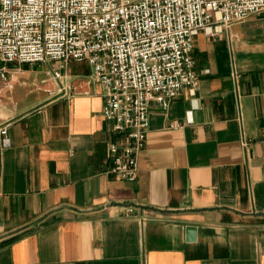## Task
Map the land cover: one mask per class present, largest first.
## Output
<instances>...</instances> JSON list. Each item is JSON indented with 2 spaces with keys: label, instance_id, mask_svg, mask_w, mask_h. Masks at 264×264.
<instances>
[{
  "label": "crops",
  "instance_id": "obj_1",
  "mask_svg": "<svg viewBox=\"0 0 264 264\" xmlns=\"http://www.w3.org/2000/svg\"><path fill=\"white\" fill-rule=\"evenodd\" d=\"M192 56L194 89L149 105L132 181L106 172L114 134L87 61L0 80V264H264V13L197 33Z\"/></svg>",
  "mask_w": 264,
  "mask_h": 264
},
{
  "label": "built area",
  "instance_id": "obj_2",
  "mask_svg": "<svg viewBox=\"0 0 264 264\" xmlns=\"http://www.w3.org/2000/svg\"><path fill=\"white\" fill-rule=\"evenodd\" d=\"M260 13L264 0H0V80L11 89L12 68L51 60L63 70L69 61H87L88 80L101 88V113L114 134L106 172L132 181L150 103L166 109L183 88L196 85L194 36H219ZM231 77L239 108V75ZM6 132L1 125L0 156L9 144Z\"/></svg>",
  "mask_w": 264,
  "mask_h": 264
},
{
  "label": "water",
  "instance_id": "obj_3",
  "mask_svg": "<svg viewBox=\"0 0 264 264\" xmlns=\"http://www.w3.org/2000/svg\"><path fill=\"white\" fill-rule=\"evenodd\" d=\"M188 239L194 238L195 228L193 226L187 227Z\"/></svg>",
  "mask_w": 264,
  "mask_h": 264
}]
</instances>
